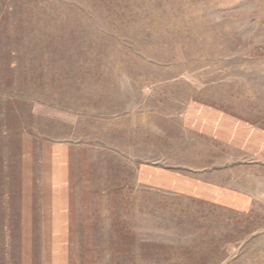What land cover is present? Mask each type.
Segmentation results:
<instances>
[{
	"label": "rangeland",
	"instance_id": "rangeland-1",
	"mask_svg": "<svg viewBox=\"0 0 264 264\" xmlns=\"http://www.w3.org/2000/svg\"><path fill=\"white\" fill-rule=\"evenodd\" d=\"M6 102L27 140L20 191L2 139L4 264H264V195L243 213L138 182L143 164L235 178L198 173L235 148L186 116L264 127V0H0ZM54 205L70 228L54 229Z\"/></svg>",
	"mask_w": 264,
	"mask_h": 264
},
{
	"label": "crops",
	"instance_id": "crops-1",
	"mask_svg": "<svg viewBox=\"0 0 264 264\" xmlns=\"http://www.w3.org/2000/svg\"><path fill=\"white\" fill-rule=\"evenodd\" d=\"M186 122L198 132L212 135L230 144V148H235L231 158L224 163L206 164L198 173L208 175L233 171L237 173L235 178L215 181L207 176L201 178L143 164L138 168V182L152 191L251 213L256 197L259 194L264 195V192L257 190L264 188V127L240 121L238 117L223 110L206 108L190 110ZM57 156L58 154L54 155V158ZM55 178L57 179V175ZM61 178L58 176V179ZM54 182L56 187L57 180L54 179ZM63 190L67 194V188ZM68 201L67 205L70 203ZM67 205H54L52 208V225L55 230L70 228L72 225V214L70 206Z\"/></svg>",
	"mask_w": 264,
	"mask_h": 264
},
{
	"label": "trees",
	"instance_id": "trees-1",
	"mask_svg": "<svg viewBox=\"0 0 264 264\" xmlns=\"http://www.w3.org/2000/svg\"><path fill=\"white\" fill-rule=\"evenodd\" d=\"M4 67V66H3ZM14 98V100H20V96L11 97ZM2 110L0 112V156H3L1 152L3 151L2 148V139L6 135L12 136V134L15 136V139L13 140L12 147L14 148V154H13V163L11 170L14 173V177L17 181V177H19V189H23V185H21V181H23V177L20 176V173L17 176V170L20 168L21 164H24V157H25V143H26V131H25V120H24V113L19 111L20 103L17 104V109L14 108L13 105H10L9 102H6L2 104ZM12 120V122H11ZM2 127H8L7 130L3 129ZM9 148H11V145L9 144ZM11 150V149H10ZM9 150V151H10ZM11 153V152H10ZM21 170V169H20ZM19 170V172H20ZM4 169H2V166H0V177H2V172ZM15 181V182H16ZM6 182L4 179L0 178V187L5 189H12V186L9 185L5 186ZM17 188V187H16ZM15 189V188H14ZM18 189V188H17ZM13 192V190H10ZM11 196V195H8ZM4 208L1 209L3 211ZM253 212V211H252ZM9 229L0 227V254L1 256V263L3 260V264L5 261H7L8 256V249L11 247L12 240L14 239L15 233L13 231L8 232ZM7 255V256H6Z\"/></svg>",
	"mask_w": 264,
	"mask_h": 264
}]
</instances>
